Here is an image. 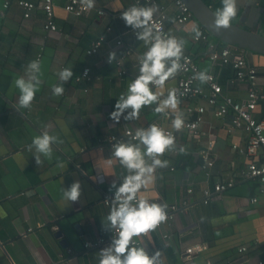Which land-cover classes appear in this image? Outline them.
<instances>
[{
	"label": "crops",
	"instance_id": "0c3cea01",
	"mask_svg": "<svg viewBox=\"0 0 264 264\" xmlns=\"http://www.w3.org/2000/svg\"><path fill=\"white\" fill-rule=\"evenodd\" d=\"M137 1L142 0H102L98 7L105 14L91 10L75 17L63 10L65 0H58L54 8L57 30L52 33L43 30L39 7L29 19L23 18L15 3L7 10L0 9V264H100L101 252L112 246L85 248L84 244L107 238L114 229L107 220L113 207L102 202L105 188L119 189L136 170L121 164L115 150L100 149L99 145L125 129L147 131L166 112L196 118L199 107L204 113L198 135L177 134L163 154H155L160 165L145 156L147 147L141 140L132 144L140 149L145 165L153 168L145 174L149 183L137 193L138 201L146 199L162 208L187 201L189 207L179 209L171 222H161L137 248L149 256L159 252L156 264H257L264 258V184L238 178L248 162L258 157L233 149L245 148L247 135L228 131L230 115L214 116V109L203 98L177 100V108L157 112L175 89L177 70L164 86L149 85L157 100L143 106L138 118L126 119L132 108L124 109L118 122L111 118L118 111L121 95L127 99L128 85L141 74L137 61L148 51L149 43L132 35L135 28L116 18L120 11L136 7ZM204 1L216 12L223 8V0ZM157 3L166 8L165 27L182 42V53L191 56L201 72L212 73L224 94L244 101L247 85L231 84L232 69L209 58L223 45L210 36L206 42H193L200 25L193 19L179 27L173 25L176 8L172 0ZM231 23L264 36V0H237V15ZM107 27L112 28L110 32ZM100 36L105 40L98 52L86 55ZM117 38L123 42L121 47L115 46ZM124 49L131 53L123 60L126 74L119 76L107 59L113 52L117 58ZM243 53L257 69L258 88L264 93V55ZM38 54L40 71H35L30 65ZM85 68L89 69L87 78L82 76ZM65 69L73 72L66 81L59 75ZM17 79L36 88L28 107L20 103ZM55 86L62 87L63 94H55ZM253 116L264 117V100ZM46 134L54 137L50 156L38 151L34 143ZM209 141L213 142L214 166L206 177L200 168V153ZM228 179L235 180V185L204 205L203 190ZM76 182L81 195L72 202L63 192ZM195 245L204 250L187 257L185 250ZM241 246L246 247L245 253H238Z\"/></svg>",
	"mask_w": 264,
	"mask_h": 264
},
{
	"label": "built area",
	"instance_id": "2783aa9c",
	"mask_svg": "<svg viewBox=\"0 0 264 264\" xmlns=\"http://www.w3.org/2000/svg\"><path fill=\"white\" fill-rule=\"evenodd\" d=\"M58 0H39L38 5L27 0H2L0 9L7 10L12 3H15L23 11V18L29 19L31 13L36 7H39L43 12L44 22L42 25L43 30L46 33L56 32L57 26L54 21V8ZM102 0H95V6L91 9L86 8L83 5L82 0H65L63 5V10L75 17H81L87 14L91 10L96 11L99 15L105 14V10L98 7V3ZM176 8V14L171 20L172 24L175 26H182L188 21L192 20V14L186 7V5L181 0H172ZM137 8H152L153 17L149 22V27L152 29L153 38L148 44V49L154 43V38L159 35L162 39L175 38L171 35L166 27L165 22L168 20V15L166 8L157 3V0H142L141 2H136ZM128 10V9H127ZM120 11L116 18L118 20H123ZM111 27H107L106 31L110 32ZM199 31V36L198 32ZM140 31H144L143 28H135L132 30V35L137 37ZM209 35L201 26L195 30L192 41L206 42ZM104 37L100 36L95 42L86 50V55L91 56L98 52L102 43L104 42ZM116 47H121L123 42L120 38H117L114 42ZM213 48V46H211ZM131 53L130 49H124L123 52L115 59H107V64L112 65L116 68L117 74L123 76L126 74L123 69V60ZM210 60L213 62H219L224 66H229L233 75L229 80L231 84L243 82L247 85L246 99L244 101H236L232 97L224 94L222 87L217 82L215 76L212 73H205L208 77L207 82L202 83L199 80V74L202 73L199 69L198 64L192 59L191 56L187 54H181L179 60L177 61L181 67L178 69L179 76L176 81L175 95L178 101H189L196 98H203L205 102L214 109V116L223 117L225 115L231 116V127L229 132L240 130L246 133L247 143L245 148L241 149L237 146H233V149L237 150L238 153L244 154L250 157H258V160H252L248 162L247 166L239 172L238 178L240 181L256 180L261 184H264V117L256 119L253 113L260 102L264 100V93L258 88V71L257 69L248 63L242 50L235 47L224 45L219 49H214L209 56ZM143 57L139 58L137 61V66H142ZM176 60V58H172ZM40 61V55L36 57V62ZM171 65V60H169ZM204 73V72H203ZM89 69L85 68L82 71L83 77H88ZM152 86H157L151 84ZM187 112H191V109L185 106ZM199 115L196 118L188 119L183 115H178L183 121V126L181 129L177 130L173 127V121L177 116H173L166 112L161 117V121L155 123L157 127L161 128L166 135L175 137L179 133H187L190 136H197L198 129L202 122L201 115L204 113V108L199 107L197 109ZM165 123L166 125H164ZM138 130L125 129L122 133L116 135H110L99 145L100 149L115 150V146L118 144H133L139 142L140 139L137 137ZM213 142L209 141L206 148L200 153L201 165L200 168L204 175L209 176L211 168L214 166V154H213ZM145 156L151 161L157 160V156H149L145 152ZM235 185V180L228 179L225 181H219L215 183L211 189L206 188L203 190V204H208L212 198L228 191ZM118 189L113 186H107L105 188V196L102 200L105 206L118 207L119 202L116 200V193ZM261 192L263 190H260ZM188 194L192 193V189L187 190ZM251 202L255 203L256 199H252ZM138 203V197L132 202L133 205ZM164 211L167 214L168 222H171L175 214L179 209L187 210L188 202L182 201L180 206H164ZM182 208V209H181ZM158 225L157 227H159ZM118 228H114L112 233L107 238H100L94 243L86 242L84 244L85 248H104L113 245L114 239L118 238ZM148 234H141L139 237H133L131 242L132 247H138L141 241L147 238ZM204 250L202 245H195L191 248L185 250L187 257L195 253H200ZM246 247L241 246L238 248V253L242 254L246 252ZM70 252V250H67ZM257 264H264V258L260 259Z\"/></svg>",
	"mask_w": 264,
	"mask_h": 264
},
{
	"label": "clouds",
	"instance_id": "9594fccd",
	"mask_svg": "<svg viewBox=\"0 0 264 264\" xmlns=\"http://www.w3.org/2000/svg\"><path fill=\"white\" fill-rule=\"evenodd\" d=\"M86 8L91 9L95 6V0H82ZM237 15V0H223V8L215 13V24L217 29H227L230 27L231 21ZM153 17L152 8L131 7L123 11L121 18L126 22V26L133 28H143L144 31L139 34L138 38L146 44L153 38L152 29L148 26ZM198 36H199V31ZM182 42H178L175 38L162 39L159 35L154 38V43L144 53L140 75L135 81L128 85V96L124 99L123 94L120 102L116 104L118 111L111 114V118L119 121L120 114L126 108H132L129 114L132 117H139L140 110L145 105H151L157 100V96L150 89V84L164 86L165 82L177 72L181 65L177 62L182 54ZM176 60H172V58ZM115 59V53L109 54V60ZM171 60V66L168 61ZM30 68L40 71L39 62H33ZM62 80H68L73 76V72L65 69L59 73ZM199 80L202 83L207 82L208 77L205 73L199 74ZM16 86L21 90L20 103L24 107H28L36 91L35 86L31 82H25L24 79H17ZM54 92L61 95L64 89L59 86L54 87ZM178 101L175 91H170L168 98L163 101V105L156 109L161 112L164 108H177ZM184 121L177 116L173 121V127L177 130L181 129ZM137 137L147 147V155L163 154L165 150L173 144V137L166 135L165 132L152 125L147 131L140 130ZM54 137L47 134L43 137H37L34 140L38 151L51 155L50 141ZM114 156L119 158L121 164L129 170H136L135 175L128 176L122 186L116 193V200L119 202L118 207H113L107 220L111 222L114 228H118V238L114 239L112 247L101 252L100 264H156L159 252L155 256L149 254L143 248L132 247L133 237H139L141 234H148L155 230L161 222L167 220V214L159 204H149L146 199H140L138 205H133L136 200L137 193L142 187H147L149 180L144 179L146 173H151L153 168L146 166L144 158L138 147L131 144H118L115 146ZM39 163V159L37 160ZM156 165H160V160H155ZM64 197L72 202L78 201L81 195V186L79 182L73 183L70 190L63 192Z\"/></svg>",
	"mask_w": 264,
	"mask_h": 264
},
{
	"label": "water",
	"instance_id": "95a60500",
	"mask_svg": "<svg viewBox=\"0 0 264 264\" xmlns=\"http://www.w3.org/2000/svg\"><path fill=\"white\" fill-rule=\"evenodd\" d=\"M192 14V19L220 45L235 47L244 52L264 55V36L231 23L227 29H217L215 13L204 0H181ZM60 233H57V237ZM62 244V242H61Z\"/></svg>",
	"mask_w": 264,
	"mask_h": 264
},
{
	"label": "trees",
	"instance_id": "16d2710c",
	"mask_svg": "<svg viewBox=\"0 0 264 264\" xmlns=\"http://www.w3.org/2000/svg\"><path fill=\"white\" fill-rule=\"evenodd\" d=\"M205 2V1H204ZM206 3V2H205ZM207 4V3H206ZM209 5V4H208ZM223 45V44H222ZM224 46V45H223Z\"/></svg>",
	"mask_w": 264,
	"mask_h": 264
}]
</instances>
